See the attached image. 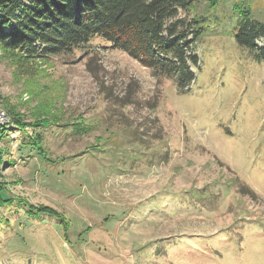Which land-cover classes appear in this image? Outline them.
I'll use <instances>...</instances> for the list:
<instances>
[{
  "label": "rangeland",
  "instance_id": "rangeland-1",
  "mask_svg": "<svg viewBox=\"0 0 264 264\" xmlns=\"http://www.w3.org/2000/svg\"><path fill=\"white\" fill-rule=\"evenodd\" d=\"M210 3L185 91L101 38L0 46V264H264V60L234 36L264 0Z\"/></svg>",
  "mask_w": 264,
  "mask_h": 264
},
{
  "label": "trees",
  "instance_id": "trees-1",
  "mask_svg": "<svg viewBox=\"0 0 264 264\" xmlns=\"http://www.w3.org/2000/svg\"><path fill=\"white\" fill-rule=\"evenodd\" d=\"M197 1L0 0V46L9 54L47 59L82 50L91 39L101 38L154 73L172 78L177 89L185 91L193 79L191 68L198 62L197 22L187 19ZM234 36L240 46L264 60V48L256 45L264 37V23L246 11ZM40 213L66 222L50 208L42 207Z\"/></svg>",
  "mask_w": 264,
  "mask_h": 264
},
{
  "label": "built area",
  "instance_id": "built-area-1",
  "mask_svg": "<svg viewBox=\"0 0 264 264\" xmlns=\"http://www.w3.org/2000/svg\"><path fill=\"white\" fill-rule=\"evenodd\" d=\"M3 122H5V116H4L3 112L0 111V124H2Z\"/></svg>",
  "mask_w": 264,
  "mask_h": 264
}]
</instances>
